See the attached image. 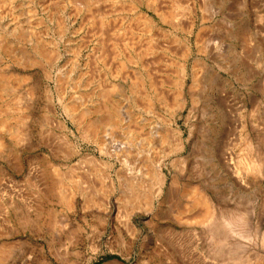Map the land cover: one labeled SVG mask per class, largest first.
Returning <instances> with one entry per match:
<instances>
[{
    "label": "rangeland",
    "instance_id": "rangeland-1",
    "mask_svg": "<svg viewBox=\"0 0 264 264\" xmlns=\"http://www.w3.org/2000/svg\"><path fill=\"white\" fill-rule=\"evenodd\" d=\"M0 77V264H264V0H0Z\"/></svg>",
    "mask_w": 264,
    "mask_h": 264
},
{
    "label": "bare ground",
    "instance_id": "bare-ground-1",
    "mask_svg": "<svg viewBox=\"0 0 264 264\" xmlns=\"http://www.w3.org/2000/svg\"><path fill=\"white\" fill-rule=\"evenodd\" d=\"M142 18H144V17H142ZM141 18V19H142ZM147 20V19H146ZM150 20V19H149ZM153 86V85H152ZM0 87L1 88H3V87H5V82H4V80H3V77H0ZM7 90V89H6ZM84 119V118H83ZM84 121H85V119H84ZM106 121V120H105ZM107 122L108 123H110L109 122V120H107ZM106 122V123H107ZM105 123V124H106ZM5 125H6V123L5 122H2V123H0V128H3V127H5ZM108 125V124H107ZM91 129L93 130V131H97V129L99 128L98 127V125L97 124H95V123H91ZM109 127V126H108ZM110 127H111V125H110ZM6 129V128H5ZM89 135V134H88ZM98 136V135H97ZM114 146V145H113ZM121 147V146H120ZM123 147V146H122ZM125 148V147H124ZM120 151V150H119ZM106 152H108V151H106ZM115 152L117 153L118 152V149L117 148H114V154H115ZM122 152V151H121ZM119 153V152H118ZM124 155H125V153H124ZM114 156V155H113ZM116 157H118L117 155H115ZM114 156V157H115ZM120 156V155H119ZM230 156L231 155H229V153L228 152H226V153H224V155H223V160L226 162V164L227 163H230L231 161H230ZM121 158V157H120ZM119 158V159H120ZM122 159V158H121ZM120 159V160H121ZM259 159H260V157H259ZM258 159V156L256 157V158H251V159H249V162H246L244 165L246 166V171L247 172H249V170H254V171H260L262 168H263V163L260 161ZM91 161V160H90ZM92 162L93 163H96V159H92ZM228 166V165H227ZM148 173V172H147ZM146 173V174H147ZM160 173V172H159ZM57 174H60V172L59 171H57ZM153 175V174H152ZM61 177H62V175H61ZM163 177V176H162ZM64 178V177H63ZM63 178H58L59 180H58V182H56V183H54L53 185H54V187L56 188V187H58V189H60L61 190V192H63V182L65 181H63ZM72 178H74V177H72ZM160 178H161V176H160ZM159 178V179H160ZM70 180H71V178H70ZM77 180V179H76ZM75 180V181H76ZM164 180H166L165 179V177L161 180V184H164ZM73 181V180H72ZM140 182V181H139ZM138 182V183H139ZM66 183V182H65ZM67 183H69V182H67ZM137 183V182H136ZM141 184V183H140ZM144 183H142V185H143ZM68 185V184H67ZM144 186H145V184H144ZM146 187V186H145ZM172 187H173V184H172ZM102 189V188H101ZM76 190V189H75ZM65 192H66V190H65ZM64 192V193H65ZM186 197H188V198H190V200L192 201V205L191 206H187L186 207V209H185V211L186 212H188V211H192L193 209H195V208H201L202 209V211H203V214H202V216H201V219H199V220H197V222H198V224L199 225H201V226H206V228L208 229V231H212V233L214 232V233H218V229H216L217 228V226L219 225V217H218V213H219V211L215 208V206L213 205V203H212V200L209 198V196L203 191V190H199V189H195L194 191H192V192H188L186 195H185ZM63 197V196H62ZM138 197V196H137ZM141 197V196H140ZM142 199V198H141ZM70 200V199H69ZM73 201H74V199H72ZM72 200H70L71 201V203H72ZM145 200V199H144ZM145 202V201H144ZM146 203V202H145ZM107 204H109V203H107ZM111 204V203H110ZM109 204V205H110ZM149 204V203H148ZM113 205V204H112ZM112 205H111V208L110 209H108L107 210V212L109 213L108 215H112L113 213H114V211H113V207H112ZM151 205V204H150ZM144 206V205H143ZM131 207V206H130ZM200 209V210H201ZM195 221V220H194ZM216 229V230H215ZM213 233V234H214ZM232 255V254H231ZM222 256V255H221ZM234 257V256H233ZM232 258V257H231ZM248 260V259H247ZM247 260H242V259H237V258H234V260H233V262L234 263H236V264H248V261ZM258 261V260H257ZM250 262V261H249ZM257 263V262H256ZM259 263H260V261H259ZM251 264H253V263H251Z\"/></svg>",
    "mask_w": 264,
    "mask_h": 264
},
{
    "label": "water",
    "instance_id": "water-1",
    "mask_svg": "<svg viewBox=\"0 0 264 264\" xmlns=\"http://www.w3.org/2000/svg\"><path fill=\"white\" fill-rule=\"evenodd\" d=\"M104 264H122V262L120 260H112V261L104 263Z\"/></svg>",
    "mask_w": 264,
    "mask_h": 264
}]
</instances>
